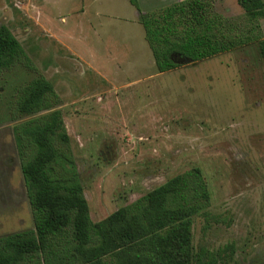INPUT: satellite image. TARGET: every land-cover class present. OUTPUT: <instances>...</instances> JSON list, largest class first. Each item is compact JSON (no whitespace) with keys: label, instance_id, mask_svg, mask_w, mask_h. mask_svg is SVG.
Here are the masks:
<instances>
[{"label":"rangeland","instance_id":"rangeland-1","mask_svg":"<svg viewBox=\"0 0 264 264\" xmlns=\"http://www.w3.org/2000/svg\"><path fill=\"white\" fill-rule=\"evenodd\" d=\"M136 1L138 11L127 0H0V26L57 95L92 223L198 168L209 205L192 217L193 252L221 254L217 264H261L264 69L257 47L177 60L158 74L137 16L179 0ZM211 1L223 17L242 13L236 0ZM260 30L264 37V20ZM35 75L21 65L0 74V236L32 228L9 107Z\"/></svg>","mask_w":264,"mask_h":264},{"label":"trees","instance_id":"trees-1","mask_svg":"<svg viewBox=\"0 0 264 264\" xmlns=\"http://www.w3.org/2000/svg\"><path fill=\"white\" fill-rule=\"evenodd\" d=\"M135 10L136 0H127ZM223 17L211 0H179L137 21L156 73L255 44L264 69V0H236ZM21 65L35 73L9 107L11 135L32 228L0 236V264H217L225 258L191 245L192 217L209 193L198 168L167 179L101 221L89 219L57 95L21 46L0 26V74ZM21 118H27L17 121ZM226 247V255L231 254ZM261 264H264L261 263Z\"/></svg>","mask_w":264,"mask_h":264},{"label":"crops","instance_id":"crops-1","mask_svg":"<svg viewBox=\"0 0 264 264\" xmlns=\"http://www.w3.org/2000/svg\"><path fill=\"white\" fill-rule=\"evenodd\" d=\"M77 12H79V13H82L83 11H84V5H82V6H79V8L76 10ZM62 19H63V17H62ZM64 20V19H63ZM62 20V21H63ZM148 63H149V61H148ZM10 133H11V129H10ZM12 136V135H11ZM13 142V141H12ZM14 145V144H13ZM15 155H16V152H15ZM14 156V155H13ZM15 157V159H16V156H14ZM16 161V160H15ZM14 161V162H15Z\"/></svg>","mask_w":264,"mask_h":264},{"label":"flooded vegetation","instance_id":"flooded-vegetation-1","mask_svg":"<svg viewBox=\"0 0 264 264\" xmlns=\"http://www.w3.org/2000/svg\"><path fill=\"white\" fill-rule=\"evenodd\" d=\"M13 158H14V157H13ZM14 159H15V158H14ZM14 159H13V160H14ZM15 160H16L15 162H16V163H17V165H18V160H17V157H16V159H15Z\"/></svg>","mask_w":264,"mask_h":264}]
</instances>
